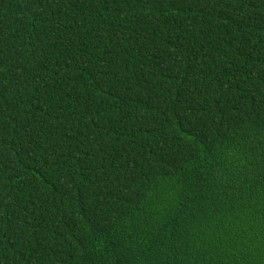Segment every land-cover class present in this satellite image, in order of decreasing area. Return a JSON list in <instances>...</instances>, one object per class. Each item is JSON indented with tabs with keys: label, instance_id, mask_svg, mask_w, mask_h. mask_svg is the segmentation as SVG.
I'll use <instances>...</instances> for the list:
<instances>
[{
	"label": "trees",
	"instance_id": "obj_1",
	"mask_svg": "<svg viewBox=\"0 0 264 264\" xmlns=\"http://www.w3.org/2000/svg\"><path fill=\"white\" fill-rule=\"evenodd\" d=\"M0 264H264V0H0Z\"/></svg>",
	"mask_w": 264,
	"mask_h": 264
}]
</instances>
